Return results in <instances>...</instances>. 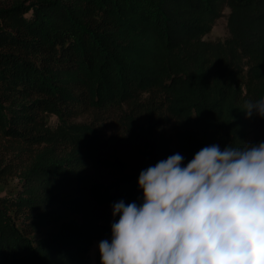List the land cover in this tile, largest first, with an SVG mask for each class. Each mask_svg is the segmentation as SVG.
Returning <instances> with one entry per match:
<instances>
[{
	"label": "trees",
	"instance_id": "obj_1",
	"mask_svg": "<svg viewBox=\"0 0 264 264\" xmlns=\"http://www.w3.org/2000/svg\"><path fill=\"white\" fill-rule=\"evenodd\" d=\"M225 7L228 36L205 40ZM259 99L264 0L0 5V179L19 183L0 197V264H90L93 241L112 238L113 205L143 203L142 170L264 143V118L244 108ZM89 110L117 111L125 133L73 121Z\"/></svg>",
	"mask_w": 264,
	"mask_h": 264
},
{
	"label": "clouds",
	"instance_id": "obj_2",
	"mask_svg": "<svg viewBox=\"0 0 264 264\" xmlns=\"http://www.w3.org/2000/svg\"><path fill=\"white\" fill-rule=\"evenodd\" d=\"M264 118V99L245 100ZM140 172L143 203L113 205L101 264H264V143L206 146Z\"/></svg>",
	"mask_w": 264,
	"mask_h": 264
},
{
	"label": "rangeland",
	"instance_id": "obj_3",
	"mask_svg": "<svg viewBox=\"0 0 264 264\" xmlns=\"http://www.w3.org/2000/svg\"><path fill=\"white\" fill-rule=\"evenodd\" d=\"M8 1L9 0H0V5H3ZM228 12L229 9L225 7L223 10L224 14L215 20L211 30L203 37L205 40H217V39L222 40L228 36L227 18H226ZM118 115L119 113L117 111H113L109 114L103 115L95 111L89 110L87 112H83L79 116L74 117L73 121H77V122L95 121L97 125H101L102 133H104L106 137L118 136V135H123L127 127L121 121L117 120ZM46 121L50 126H53L56 122V117L54 115H49L46 117ZM117 145L119 144L117 143ZM134 151L136 153L137 150L134 149ZM18 189H19V183L16 176L11 175L0 179V197L13 196L16 194ZM102 240H108L109 242H111V239L109 237H104V236L93 241V244L91 245L88 252V260L90 264H97L99 243Z\"/></svg>",
	"mask_w": 264,
	"mask_h": 264
}]
</instances>
